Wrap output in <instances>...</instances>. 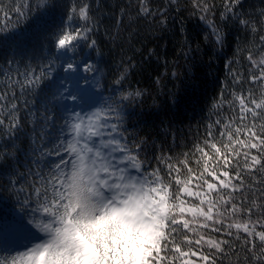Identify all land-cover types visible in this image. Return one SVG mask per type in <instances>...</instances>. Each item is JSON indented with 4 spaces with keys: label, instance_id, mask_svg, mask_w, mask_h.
Returning <instances> with one entry per match:
<instances>
[{
    "label": "snow or ice",
    "instance_id": "6c2138e0",
    "mask_svg": "<svg viewBox=\"0 0 264 264\" xmlns=\"http://www.w3.org/2000/svg\"><path fill=\"white\" fill-rule=\"evenodd\" d=\"M0 264H264V0H0Z\"/></svg>",
    "mask_w": 264,
    "mask_h": 264
},
{
    "label": "trees",
    "instance_id": "16d2710c",
    "mask_svg": "<svg viewBox=\"0 0 264 264\" xmlns=\"http://www.w3.org/2000/svg\"><path fill=\"white\" fill-rule=\"evenodd\" d=\"M120 2H121V0H107V3H109V4L113 5V6H115L116 4H118ZM219 69H220V64H219V62H217L216 65H215V69L209 75V79L210 80L212 78V74L220 76L221 79L223 78V74H222V72H220ZM202 71L209 72V69H207L205 67V68L202 69ZM212 95H213V89L211 87H209L208 91H207V98L210 99ZM193 123H195V122H193Z\"/></svg>",
    "mask_w": 264,
    "mask_h": 264
}]
</instances>
